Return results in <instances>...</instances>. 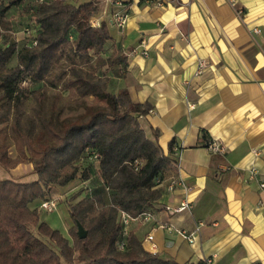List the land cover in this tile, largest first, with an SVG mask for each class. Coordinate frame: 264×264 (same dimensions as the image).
<instances>
[{
	"label": "crops",
	"instance_id": "0c3cea01",
	"mask_svg": "<svg viewBox=\"0 0 264 264\" xmlns=\"http://www.w3.org/2000/svg\"><path fill=\"white\" fill-rule=\"evenodd\" d=\"M68 1L97 2L93 18L111 36L100 57L119 50L126 61L100 78L108 92L148 105L141 127L156 132L164 155L180 154L157 186L151 220L130 221L127 232L177 264H264V0ZM116 12L126 14L122 28L111 24ZM202 134L223 154L204 147ZM181 204L188 208L172 211Z\"/></svg>",
	"mask_w": 264,
	"mask_h": 264
},
{
	"label": "trees",
	"instance_id": "16d2710c",
	"mask_svg": "<svg viewBox=\"0 0 264 264\" xmlns=\"http://www.w3.org/2000/svg\"><path fill=\"white\" fill-rule=\"evenodd\" d=\"M22 4L31 9L35 27L24 33L26 43L19 46L7 40L10 34L4 17ZM98 12L96 1L0 0V101L11 104L8 109L16 112L27 97L19 90L20 83H44L64 55L68 68L63 74L67 77L64 89L100 103L85 104L75 119L59 122L60 110L54 106L47 113L42 111L46 97L38 89L30 92L37 110L25 125L18 116L10 120L0 115V125L10 120L9 139L16 148V156L10 157L8 137L0 130V167L11 171L30 164V173L36 176L30 182L0 178V264H177L144 251L130 232L123 239V249L118 248L120 215L135 219L152 210L160 197L158 181L176 164L171 152L163 154L156 132L148 137L141 127L139 119L148 114V105L133 103L125 90L116 95L108 92L100 78L103 67H125L121 52L115 50L95 66L89 64L91 53L100 54L111 40L106 22L95 28L90 24ZM12 60L15 65L8 67ZM208 141L202 145L206 147ZM85 161L98 164L108 202L102 192L80 198L79 193L72 195L65 202L72 222L66 238L41 221L39 204L50 200L52 187L64 188L77 179L88 181ZM77 223L86 231V238L77 237Z\"/></svg>",
	"mask_w": 264,
	"mask_h": 264
},
{
	"label": "rangeland",
	"instance_id": "374dc122",
	"mask_svg": "<svg viewBox=\"0 0 264 264\" xmlns=\"http://www.w3.org/2000/svg\"><path fill=\"white\" fill-rule=\"evenodd\" d=\"M31 9H25L24 4L19 7L11 8L4 17L8 33L10 37L7 39L9 43L16 42L19 46L26 43L25 30L32 31L35 27L33 18L31 16ZM7 41V42H8ZM22 43V44H21ZM70 45H67L64 54L68 51ZM101 55L91 53L89 64L95 66L100 60ZM103 56V55H102ZM81 67L86 68V64L82 61H76ZM15 60L10 61L8 67H13ZM68 68L65 62L64 55L62 59L55 64L50 71L44 83H30L28 81H22L19 85V90L26 93V99H24L19 108L14 111L13 108L8 106L6 101H0V115L8 116L10 120L14 116H18L22 125H25L26 120L33 119L37 110L36 102L30 92L42 89L45 93V99L42 100V111L49 112L51 106H54L59 111L57 118L59 122H65L75 119L83 112V105H99L95 99L91 97L80 98L76 96L72 91L64 89V83L67 79ZM102 72L99 71V74ZM9 120V122H10ZM9 122L7 124L0 125V130L6 133L8 137L6 139V145L10 146L8 153L9 156L14 158L16 156V148L10 138ZM84 164L89 167L90 178L85 183H82L79 179L72 182L64 188H51L49 193L50 200L56 201V207L52 212H46L39 209L41 221L45 222L52 229L58 230L63 236L69 238V229L72 227V222L67 213L66 201H70V197L79 193V198L82 196H90L94 192H102V195L107 200L108 191H105L102 185V181L99 177L98 164L96 162L85 161ZM30 169V164H21L18 171H6L0 167V178L2 179H15L21 182H30L36 179L33 173L27 172ZM27 172V173H26ZM41 207V204H39Z\"/></svg>",
	"mask_w": 264,
	"mask_h": 264
},
{
	"label": "built area",
	"instance_id": "2783aa9c",
	"mask_svg": "<svg viewBox=\"0 0 264 264\" xmlns=\"http://www.w3.org/2000/svg\"><path fill=\"white\" fill-rule=\"evenodd\" d=\"M153 2L154 5L156 6H162L164 1L163 0H151ZM126 22V14H124L123 12H116L112 15L111 18V24L117 28H122L125 25ZM90 24L93 28L98 27L99 26V22L97 19L95 18H91L90 20ZM25 34L29 33V30H25L24 31ZM32 45H35V42H32ZM205 68V63L203 61H199L198 62V67H197V73H200L203 69ZM206 148L214 154H223L224 149L219 146L216 142L213 141H208ZM177 149H174V160H175V164L177 166V164L180 161V154L176 152ZM141 165L139 162H136V166ZM255 177V172L254 171H250V178H254ZM162 181H158L159 184H161ZM179 181L177 179H173L170 181V183L168 184V189H172L175 185H178ZM260 187L264 189V183L260 184ZM56 207V201L54 200H48L46 202L41 203V207L40 209L46 211V212H52ZM186 208H188L187 204H181L179 207L177 208H173L172 211L173 212H181L183 210H185ZM166 209H169L168 207ZM152 218V214L150 212H143L141 215H139L137 218L135 219H131L129 217H127L124 214L120 215V224L122 227V240L119 242L118 244V248L119 250L123 249L124 246V238L127 235V226L129 224L130 221L133 220H139L141 223H147L148 221H150ZM164 228H166L167 230H172L173 228L171 226H164ZM185 239H187V241L191 242V236H187L185 234H183L182 232L180 233ZM148 241H151V237L149 236L147 238ZM154 249V246L152 245V248ZM196 264H213V260L211 258L205 259L202 262L196 263Z\"/></svg>",
	"mask_w": 264,
	"mask_h": 264
},
{
	"label": "water",
	"instance_id": "95a60500",
	"mask_svg": "<svg viewBox=\"0 0 264 264\" xmlns=\"http://www.w3.org/2000/svg\"><path fill=\"white\" fill-rule=\"evenodd\" d=\"M76 227H77V237H78L79 239H84V238H86L87 233H86V231L83 229V227H82L80 224H78V223H77Z\"/></svg>",
	"mask_w": 264,
	"mask_h": 264
}]
</instances>
